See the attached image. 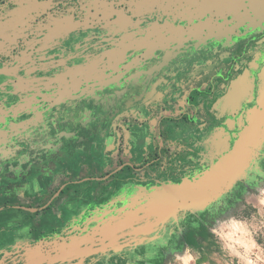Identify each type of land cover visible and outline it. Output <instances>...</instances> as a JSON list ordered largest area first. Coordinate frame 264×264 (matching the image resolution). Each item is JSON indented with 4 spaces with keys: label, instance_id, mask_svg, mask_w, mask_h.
<instances>
[{
    "label": "flooded vegetation",
    "instance_id": "af4514ba",
    "mask_svg": "<svg viewBox=\"0 0 264 264\" xmlns=\"http://www.w3.org/2000/svg\"><path fill=\"white\" fill-rule=\"evenodd\" d=\"M98 69L104 90L95 82ZM263 78L264 0H0L1 95L11 90L14 106L25 101L24 108L43 110L56 128L60 107L74 113L105 98L98 104L111 115L114 165L81 185L101 187L94 198H107L106 210L193 180L225 156L258 106ZM2 104L0 120L9 114ZM255 160L239 184L264 173V142ZM45 206L44 217L57 215ZM29 213L31 227L50 224ZM152 243L146 256L160 247Z\"/></svg>",
    "mask_w": 264,
    "mask_h": 264
},
{
    "label": "crops",
    "instance_id": "0c3cea01",
    "mask_svg": "<svg viewBox=\"0 0 264 264\" xmlns=\"http://www.w3.org/2000/svg\"><path fill=\"white\" fill-rule=\"evenodd\" d=\"M76 69L79 73H84L89 67ZM94 99V103L88 101L90 105L85 103L74 113H65L68 109L60 107L57 128L52 117L48 121L45 119L47 115H44L43 110L34 108L31 111L24 106L20 109L11 108L12 116L19 110H25L29 114L16 119H5L9 122L7 128L1 125L3 120H0V203L10 199L17 205H28L36 201V197L47 196L59 181L63 185L77 184V180L81 178L78 188H74L72 193L64 188V192L53 203L57 215L50 211L47 216H37L34 221L45 219L50 223L48 227L44 226L46 230H50L51 222L54 221L62 232L66 230L67 224L71 227L72 223L78 228V223L84 222V214L88 211H98L101 198H94L96 185L85 182L82 186L81 182L106 173L114 164L112 160H108L107 150L110 139L106 127L111 116L109 108L98 104L100 100L105 101L103 96ZM8 116L9 114L6 118ZM70 117H80L81 120L86 117V120L67 119ZM77 125L80 129L74 128ZM23 212L12 206L0 210V264L8 261L15 264L22 255V260H29L25 258L27 253H37L32 263L50 256L46 241L40 242L37 249L30 243L29 229L33 221L24 220Z\"/></svg>",
    "mask_w": 264,
    "mask_h": 264
},
{
    "label": "rangeland",
    "instance_id": "374dc122",
    "mask_svg": "<svg viewBox=\"0 0 264 264\" xmlns=\"http://www.w3.org/2000/svg\"><path fill=\"white\" fill-rule=\"evenodd\" d=\"M1 93L0 103L3 102L2 105L7 109L9 115L11 108L20 109L24 106L25 101H20L21 104L14 106L11 96L14 92L11 93V90ZM6 119L9 120V116ZM8 123L4 119L1 125L7 128ZM240 181L242 179L233 183L210 205L198 210L196 214L180 212L175 221L167 222L166 230L162 233L163 237L161 238L164 242L157 239L160 247H158L155 255L146 256V250L150 247L153 248L156 244H153V241H145L120 252H110L109 257L97 254L88 255L84 257L81 264H264V173L254 182L239 184ZM60 184L62 181H59L47 196L36 197V201L28 205H22V203L17 205L10 199H3L4 202L0 203V210L11 206L22 209L24 220L34 217L29 213L34 211L38 212V217H43L45 205L47 203L54 205L53 203L57 201V198L56 201L53 200V192L58 190ZM74 188L76 189L77 186L71 183L66 187L70 193L73 192ZM95 191H98V194L102 188L96 187ZM62 192L64 191L62 190ZM106 199L100 201L97 212L92 209V212L88 211L87 214H84V222L78 223V228H73L72 223L70 224L71 227L67 224L66 230L62 232L57 228L45 231L38 226L39 224L35 228L30 227L29 233L30 231L32 233L30 243L36 248L40 242L46 241L50 255L56 254L62 238L83 234L86 229L89 230L96 225L98 220L116 214L117 209L125 205L114 210H106L109 203ZM109 200L111 204L116 201L115 198ZM121 200L126 201L124 198ZM13 203L15 204L12 205ZM54 208L56 209L55 206ZM42 220L41 218L40 221ZM159 232L161 233V231ZM167 238H169L168 242ZM36 255V252L28 253L29 260L25 264H31L36 259ZM21 257L15 264L24 262ZM75 262H77L76 259L71 262L53 264H72ZM6 264H12V262L8 261ZM32 264L51 263H47L46 257H42Z\"/></svg>",
    "mask_w": 264,
    "mask_h": 264
},
{
    "label": "water",
    "instance_id": "95a60500",
    "mask_svg": "<svg viewBox=\"0 0 264 264\" xmlns=\"http://www.w3.org/2000/svg\"><path fill=\"white\" fill-rule=\"evenodd\" d=\"M102 72L97 70L96 74L100 80H95L97 84L100 83L98 90L106 88L101 84L102 78L105 77ZM86 82L88 81H84V84ZM257 104V107L248 111L247 123L239 131L232 148L197 178L166 184L148 193L124 198L127 203L117 209L116 214L98 220L96 225L86 229L83 234L62 238L57 253L47 256L46 262L66 263L76 259L77 262L72 264H81L88 255L109 257L110 252H120L145 241L159 239L164 242L161 238L167 222L175 221L180 212L196 214L198 210L210 205L233 183L246 177L248 168L256 163L255 158L264 142V78ZM28 114L25 110H19L9 117L16 119ZM27 255L28 253L25 258H28Z\"/></svg>",
    "mask_w": 264,
    "mask_h": 264
}]
</instances>
